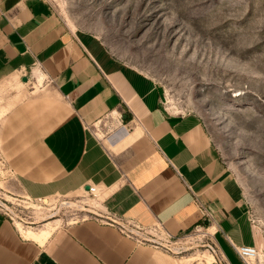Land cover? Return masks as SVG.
<instances>
[{"label":"crops","instance_id":"0c3cea01","mask_svg":"<svg viewBox=\"0 0 264 264\" xmlns=\"http://www.w3.org/2000/svg\"><path fill=\"white\" fill-rule=\"evenodd\" d=\"M29 74L37 87L0 129V157L24 195L73 198L96 187L99 214L161 223L176 238L203 224L196 195L215 244L243 264L234 247H256L259 236L199 120L168 110L153 80L71 29L47 0H0V82ZM108 120L114 128L102 133ZM38 224L23 230H50L46 239L0 213V264H185L92 218Z\"/></svg>","mask_w":264,"mask_h":264},{"label":"rangeland","instance_id":"374dc122","mask_svg":"<svg viewBox=\"0 0 264 264\" xmlns=\"http://www.w3.org/2000/svg\"><path fill=\"white\" fill-rule=\"evenodd\" d=\"M47 1L79 35L153 80L168 110L199 120L243 193L259 236L253 263L264 264V0ZM27 77L0 82V129L9 109L37 87L32 74ZM104 124L102 133L114 128ZM2 203L22 228L49 223L53 229L98 213L86 195L27 197L0 157ZM206 230L189 233L181 241L185 251L175 256L185 264H211L214 240Z\"/></svg>","mask_w":264,"mask_h":264},{"label":"built area","instance_id":"2783aa9c","mask_svg":"<svg viewBox=\"0 0 264 264\" xmlns=\"http://www.w3.org/2000/svg\"><path fill=\"white\" fill-rule=\"evenodd\" d=\"M23 77L27 76L24 75ZM86 193L89 197L95 198L97 196V189L96 187H90ZM38 200L42 201L43 199ZM194 203L200 208L203 215V224L195 230H197L196 232H200L204 229L208 231L212 217L208 214L196 195H194ZM0 213L7 217L12 223H16L15 218L21 220L10 211L4 203L0 205ZM89 214L90 215L86 219L92 218L101 224L115 227L123 236L135 240L138 244H148L155 248L165 250L172 255L182 254L185 250L183 245H181V241L190 237L176 238L169 234L161 223L144 228L136 220L124 219L116 215H101L90 212ZM208 235L212 238V234ZM234 250L243 264H254V260L258 257V250L256 247L240 246L234 247ZM208 251L214 255L216 264H231L215 242L212 241V244L208 246Z\"/></svg>","mask_w":264,"mask_h":264},{"label":"bare ground","instance_id":"6f19581e","mask_svg":"<svg viewBox=\"0 0 264 264\" xmlns=\"http://www.w3.org/2000/svg\"><path fill=\"white\" fill-rule=\"evenodd\" d=\"M18 227H19L20 231H21L24 235H26V237H28V238H33V239H36V240H43V239H46V238L49 236V234H50V232H47V231H42L40 235L35 234V233H33L32 231L25 232V231H24L25 229L22 228V224H21V223H18L17 228H18ZM23 229H24V230H23ZM212 230H213V229H210L211 232H212ZM207 234H209L208 231H207ZM210 254H211V253H210ZM211 255L214 257L213 254H211ZM214 260H215V257H214Z\"/></svg>","mask_w":264,"mask_h":264},{"label":"water","instance_id":"95a60500","mask_svg":"<svg viewBox=\"0 0 264 264\" xmlns=\"http://www.w3.org/2000/svg\"><path fill=\"white\" fill-rule=\"evenodd\" d=\"M28 81V78L27 77H24L23 78V82H27ZM89 188H87V190H88Z\"/></svg>","mask_w":264,"mask_h":264}]
</instances>
